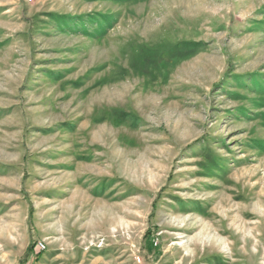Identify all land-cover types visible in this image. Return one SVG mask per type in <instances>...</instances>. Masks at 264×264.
<instances>
[{
	"label": "rangeland",
	"instance_id": "1",
	"mask_svg": "<svg viewBox=\"0 0 264 264\" xmlns=\"http://www.w3.org/2000/svg\"><path fill=\"white\" fill-rule=\"evenodd\" d=\"M0 264H264V0H0Z\"/></svg>",
	"mask_w": 264,
	"mask_h": 264
},
{
	"label": "bare ground",
	"instance_id": "2",
	"mask_svg": "<svg viewBox=\"0 0 264 264\" xmlns=\"http://www.w3.org/2000/svg\"><path fill=\"white\" fill-rule=\"evenodd\" d=\"M80 179V178H79ZM251 215V214H250ZM43 249H44V247H43Z\"/></svg>",
	"mask_w": 264,
	"mask_h": 264
},
{
	"label": "built area",
	"instance_id": "3",
	"mask_svg": "<svg viewBox=\"0 0 264 264\" xmlns=\"http://www.w3.org/2000/svg\"><path fill=\"white\" fill-rule=\"evenodd\" d=\"M42 246V245H41ZM42 248H43V246H42Z\"/></svg>",
	"mask_w": 264,
	"mask_h": 264
}]
</instances>
